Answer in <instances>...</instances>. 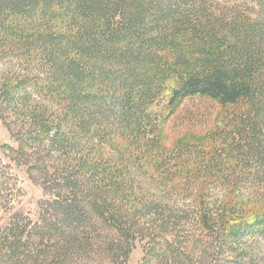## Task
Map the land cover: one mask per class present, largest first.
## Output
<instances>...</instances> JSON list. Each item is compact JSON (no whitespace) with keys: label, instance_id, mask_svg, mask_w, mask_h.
Segmentation results:
<instances>
[{"label":"trees","instance_id":"1","mask_svg":"<svg viewBox=\"0 0 264 264\" xmlns=\"http://www.w3.org/2000/svg\"><path fill=\"white\" fill-rule=\"evenodd\" d=\"M194 98L214 125L168 146ZM0 121L48 196L0 264H48L49 234L52 261L79 239L130 264L151 235L141 264H264V0H0ZM16 179L0 158V210Z\"/></svg>","mask_w":264,"mask_h":264},{"label":"rangeland","instance_id":"2","mask_svg":"<svg viewBox=\"0 0 264 264\" xmlns=\"http://www.w3.org/2000/svg\"><path fill=\"white\" fill-rule=\"evenodd\" d=\"M219 111L220 106H217L215 103L206 98L186 100V102L178 109L176 114L172 116L168 122L167 145L170 146V144H173L175 139L179 136L186 137L195 134H207L210 128L214 125V121L216 120V116ZM4 144L11 146L18 145L0 121V158L5 164H8L11 167L12 174H14L17 178V188L11 192L10 200L0 210L2 211L0 212V227L8 224L12 214L17 212L22 213L23 216L29 219V221L33 224L37 223L42 214L40 202L47 199L48 196L45 194L40 184L33 182L28 177L26 167L19 166L14 161L4 156L1 151L2 145ZM194 233L195 231L184 232V238L186 240L185 245L189 246V244L195 243L199 244L200 247L206 246L205 244L203 245L201 241L197 242L199 238H196L195 235H193ZM150 236L136 242L135 249L129 260L130 264H141L146 250L150 248ZM47 239L49 240H45L41 243L40 239H38L37 236H34L32 241L34 243L37 242L36 246L39 250L50 253L48 264H111V258L105 254L79 251L78 238L77 241L73 242L74 248L68 255L65 256L64 253L60 254L63 256L57 258L55 261H52L51 258H53V254L58 253L54 245L55 243H58L59 240L53 234H49ZM230 259L233 260V256H231Z\"/></svg>","mask_w":264,"mask_h":264}]
</instances>
